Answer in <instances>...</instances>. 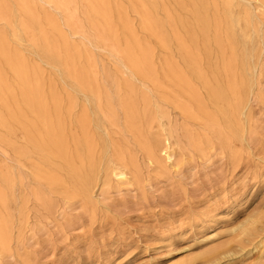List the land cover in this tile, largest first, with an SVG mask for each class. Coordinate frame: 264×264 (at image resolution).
Wrapping results in <instances>:
<instances>
[{
    "label": "rangeland",
    "instance_id": "obj_1",
    "mask_svg": "<svg viewBox=\"0 0 264 264\" xmlns=\"http://www.w3.org/2000/svg\"><path fill=\"white\" fill-rule=\"evenodd\" d=\"M246 1L234 0L232 8L238 24L231 34L237 44L245 43L242 30L246 20V34L249 36L253 27L260 28L264 40L260 7L264 0ZM25 2L48 42L59 46L61 57H71V70L91 73L101 101L113 108V117L105 123L110 160L113 167L125 166L129 174L124 182L111 177L103 184L100 152L104 145L89 122L92 163L100 184L88 199L81 190L83 180L62 160L25 148L18 126L10 135L0 127V264H206L216 252H227L218 256L216 264L261 263L264 66L259 69L248 110L247 143L240 144L225 132L204 82L187 70L174 39H182L186 51L213 84L218 63L213 40L216 33L225 40L229 21L223 2L203 0L209 20L207 45L203 43L206 35L197 31L193 0H104L107 29H103L102 15L88 10L85 0H75L73 23L77 29L64 10H56L43 0ZM149 2L155 4L154 15L162 24L167 47L145 24L141 5L148 7ZM20 7V0H0L1 14L7 21H0V56L4 50L24 61L29 75H38L47 107L53 110V100L59 104L60 131L70 164L73 168L83 165L84 170L88 162L81 163L76 152L81 132L75 118L85 110L89 119L93 116L83 97L73 90L72 78L64 73L69 61L59 64L43 56L34 28ZM49 21L56 31L50 30ZM19 23L25 28L23 41L17 44L12 34ZM186 29L195 33V44ZM252 41L257 47L262 43L257 37ZM116 49L129 50L134 56L146 54L162 87L150 83L147 75L131 74ZM3 61L0 58V75L12 90V106H16L20 89ZM169 65L185 72L190 94L162 76V69ZM182 104L189 112L178 108ZM132 124H136L145 147L154 146L156 151L163 137L171 135L175 161L149 164L144 150L133 142ZM42 130L38 128L40 133ZM199 145L201 153L196 148ZM23 148L24 156L16 153ZM6 177L11 178L12 186L5 183Z\"/></svg>",
    "mask_w": 264,
    "mask_h": 264
},
{
    "label": "bare ground",
    "instance_id": "obj_2",
    "mask_svg": "<svg viewBox=\"0 0 264 264\" xmlns=\"http://www.w3.org/2000/svg\"><path fill=\"white\" fill-rule=\"evenodd\" d=\"M43 1L45 4L55 8L56 10H64L68 17V21L76 27L75 23H73L77 11L75 0ZM221 1L224 4V8L227 12L229 21L227 22L225 27V40H222L218 33H216L215 39L213 40V42L216 44V47L218 48L217 68L212 74L214 81L213 84L210 78H206L205 74L199 67L200 65L198 64V62L194 61L190 53L186 51L182 39L180 37H174V39L176 40L177 50L179 49V52L182 53L181 59L187 70L190 71L198 81L204 82L203 85L208 92V96L212 100L211 103L214 104L215 110L218 113V120L222 122L225 132L231 135L240 144H244L247 143L246 137L249 131L248 110L254 97V89H256L258 84L257 76L259 74V69L261 66H264V40L262 38L260 28L258 29L253 27L251 29V34L249 36L246 34V30L249 25V21L246 20L247 26L244 28V30H242L245 33L244 35H242V40L245 43L237 44L236 41H233L231 32L235 25L238 24L236 22V19H234L232 16L234 0ZM85 2L87 4L88 10L96 15H102V17L104 18L103 29H107L109 27V23L107 20L109 19L107 17V14L105 13L104 0H85ZM20 3V9L28 16L29 22L32 25L31 27L34 28V32L38 37L37 46L41 50L43 56H45L46 59L56 61L59 64L61 62L63 63L65 61H69V63L66 65L68 71L64 73L69 74V76L72 78L74 86L73 90L75 91V93H77V95H81L83 97L87 107L90 109L91 116H93V119H89L87 117V110H85L82 115L75 118V125L81 132L80 138H78L75 142V148L80 162L82 163L83 160H87V168L82 170L83 165L80 168H73L70 164V160L67 157L65 149V137L60 131L61 120L59 117V104L53 100V110L50 111V109L45 104V96L41 90L38 75H29L24 61L18 59L16 56H10L9 53L5 52L4 50L1 51L0 58L1 60H4L3 62L7 64L9 70H11V72L15 76V79L17 80L18 88L20 89V99L18 103L16 102V106H12V103L14 102V96L12 97V90L3 81L0 75V127L4 128L10 135L15 130L13 128L15 126H18L21 129L23 133V139L26 142L25 148H29L30 150L35 152H39L46 158L54 157L56 159L62 160L64 164L67 165L68 170L72 174H74L75 176L78 175V178L83 180L81 184V190L84 196L88 197V199H92L93 189L95 187H99L98 184H100V179L95 174L92 163L93 139L88 132L89 122L93 123L95 135L101 140L102 145H104L103 149L100 152L101 163L103 165L104 171L103 184L109 181L111 177L116 178V180L120 183L124 182L127 180V176L129 174L125 166H112L109 155V147L106 143L108 129L106 128L105 123L110 120V117H113L114 110L109 105V103L105 104L101 101L99 93L95 85H93L94 77H89L91 73L81 74L76 70L72 71L70 68L72 64L71 57L70 60L66 55H63L61 57L59 46H57L56 44H50L48 42L49 40L43 33L39 20L34 15L33 11L29 8L30 6L25 2V0H20ZM142 4L143 6L141 5V9H144L143 15L146 26L148 27V29L155 33L156 37L159 39L160 44L167 47L168 42L166 41L165 34H163L162 32V24L156 19V16L154 15L155 4L153 2H149L147 4L148 7H146L144 3ZM193 4V15L197 18V31L201 35H206L203 37V43L207 45L209 44V39L207 38L209 20L206 13L207 11L205 8V4L203 0H193ZM260 7L264 13V2L260 3ZM127 11L128 10H126V12ZM0 21H3L5 24H7L5 17L1 14V9ZM47 25L52 32L56 31L55 25L52 22L49 21ZM24 28L25 26L23 25V23H19L16 27L13 28L12 38L15 43L20 44L21 41H23L21 33L22 29ZM77 28L78 27H76V29ZM186 32L190 37L194 38L193 44H195V33L194 35L190 34L189 30L187 29ZM255 37L260 38L262 41V43L258 47L254 44L255 42L252 41ZM247 43H249L250 46H247ZM104 45L103 47H105ZM115 53L116 55H119L121 59H123V61H125L127 65L126 68L131 74L147 75V77L145 78H147L150 83L157 84L162 87V83L157 82L158 80L153 76L151 63L150 61L148 62V56L146 54L134 56L129 50L119 51L117 49L115 50ZM161 73L166 81L171 82L174 85L181 86L187 94H190L189 83L185 72L180 70L179 67H176V65H169L168 67L163 68ZM167 73L169 74V76H167ZM175 105H178L177 102H175ZM73 107L77 108L78 104L74 103ZM91 108H93V110H91ZM178 108L183 113H186L187 110L189 112V109L184 104L178 106ZM212 119L213 117L209 116V120ZM40 127H42L43 129L41 133L38 131V128ZM130 128L133 131V142L135 143V145H138V147H141L142 150H144L146 154V160L149 164L161 166L163 162L169 163L175 161L177 155L172 149L173 147L171 135L168 134L163 137L160 144L161 147L159 151H156V148L154 146L145 147V145L141 141V136L138 132L139 130L137 129L136 124H132ZM25 148L17 149L16 153L24 156V154H26ZM196 148L199 153L202 152V148L200 147V145ZM127 154L131 157L133 155L132 152H128ZM235 156H237L236 153L234 154V157ZM234 159L236 160L237 157H235ZM5 183L12 186L11 178L6 177ZM226 253L227 252H216L213 257H211L207 261L206 264H216L218 261V256H224L226 255ZM258 253H260L259 261L261 262L258 264H264V249L258 251Z\"/></svg>",
    "mask_w": 264,
    "mask_h": 264
}]
</instances>
